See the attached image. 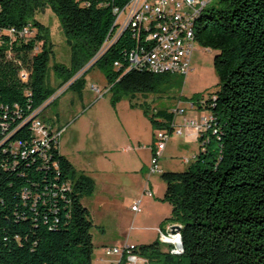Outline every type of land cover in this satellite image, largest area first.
I'll list each match as a JSON object with an SVG mask.
<instances>
[{"label": "trees", "instance_id": "obj_1", "mask_svg": "<svg viewBox=\"0 0 264 264\" xmlns=\"http://www.w3.org/2000/svg\"><path fill=\"white\" fill-rule=\"evenodd\" d=\"M129 1L0 0V264H92L94 224L81 200L94 182L54 139L41 144L31 129L54 92L47 84L52 43L35 13L50 6L73 42L70 67H53L60 85L93 59L114 102L154 92L172 76L131 63L132 52L147 48L142 32L129 26L114 38L116 10ZM219 3L194 32L199 46L215 51L218 88L190 100L210 115L208 126L193 160L160 175L171 215L159 228L181 226V252L164 250L158 239L133 245L149 264H264V0ZM144 113L153 136L171 135L173 111ZM125 260L123 253L118 264Z\"/></svg>", "mask_w": 264, "mask_h": 264}, {"label": "rangeland", "instance_id": "obj_2", "mask_svg": "<svg viewBox=\"0 0 264 264\" xmlns=\"http://www.w3.org/2000/svg\"><path fill=\"white\" fill-rule=\"evenodd\" d=\"M219 1L212 0L205 13L219 8ZM35 16L46 25L53 51L47 84L54 89L49 98L55 97L41 109V119H50L49 124L57 131L59 152L94 182L93 192L81 200L94 224L92 264H116L120 255H106L104 247L151 243L158 239L162 220L171 215L170 204L162 199L165 183L160 175L163 171L184 169L183 154L193 149L192 138L186 145L183 143L186 136L194 135L198 143V134L190 133L184 120L206 113L189 108L188 102L194 95H206L218 88L213 67L215 51L196 43L191 70L186 76L172 74L154 92L124 93L112 102L104 67L91 65L93 59L60 85L62 77L53 67L55 64L70 67L73 42L65 36L50 6L38 9ZM75 80L76 85L70 87ZM177 107L185 110L183 114L175 113L174 119L176 130L182 128V135L171 133L158 163L159 171L149 174L153 129L144 109L174 111ZM143 184L151 196L142 192ZM132 204H138L140 210L132 211ZM168 246L162 243L164 250Z\"/></svg>", "mask_w": 264, "mask_h": 264}, {"label": "built area", "instance_id": "obj_3", "mask_svg": "<svg viewBox=\"0 0 264 264\" xmlns=\"http://www.w3.org/2000/svg\"><path fill=\"white\" fill-rule=\"evenodd\" d=\"M212 0H130L121 10L117 11V30L114 38L127 27H132L143 33V42L147 48H141V54L132 52L130 61L133 65H143L155 73H170L186 76L191 70V57L195 50V25L197 20L205 13L208 4ZM13 32V30H11ZM24 32H26L24 30ZM27 33V32H26ZM113 38V39H114ZM63 89H60L62 91ZM47 99L45 104L52 98ZM190 109H195L192 101L188 102ZM184 108H176L174 113H184ZM210 115L200 114L195 119H185L184 126L192 128L198 134L208 126ZM31 129L35 138L45 144L49 138L57 142V131L51 127L48 121L39 117L31 118ZM173 124V132L181 134L180 128L176 131ZM172 132V133H173ZM169 136L162 130H155L153 145L151 148L152 158L149 174L159 171L158 163L161 153ZM144 193L151 196V191L144 189ZM132 211L140 210L138 204L131 206ZM171 225L167 224L164 229L159 228L158 240L171 246L172 253H180V234L171 232ZM133 245H125L122 248L104 247L106 255L126 254V264H149L148 261L131 252ZM119 261L116 263L118 264Z\"/></svg>", "mask_w": 264, "mask_h": 264}, {"label": "crops", "instance_id": "obj_4", "mask_svg": "<svg viewBox=\"0 0 264 264\" xmlns=\"http://www.w3.org/2000/svg\"><path fill=\"white\" fill-rule=\"evenodd\" d=\"M175 119V118H174ZM47 121H49L50 122V119H46ZM176 120H174V125L176 126L177 124H176V122H175ZM189 132L191 131V132H195V130H193L192 128H189V127H185ZM182 128H181V135H182ZM190 132V133H191ZM190 133H188V134H190ZM189 138H192L191 139V149H192V151L189 153V151H187V152H184V154H183V156H185L184 157V159L182 160V163L184 164L183 166V168H185L189 163H190V161L191 160H193V158H194V156H195V154L197 153V150H198V143H197V141H196V138H195V136L194 135H190V136H186L185 138H184V140H183V143L185 144L186 143V141L189 139ZM169 140V139H168ZM168 140H167V142H168ZM167 142H166V145H165V147H164V149H163V151H162V153H164V151L166 150V147L168 146V144H167ZM186 145V144H185ZM184 146V145H183ZM194 147L196 148V149H194ZM161 153V154H162ZM190 154H192V155H190ZM161 157V156H160ZM159 160H160V158H159ZM171 168H176V167H171ZM143 189H142V192H144V189H145V184H143V187H142ZM133 205V204H132ZM131 205V206H132ZM166 218V217H165ZM168 224H171V223H168ZM173 224V223H172ZM132 245V244H131ZM123 246H125V245H123Z\"/></svg>", "mask_w": 264, "mask_h": 264}, {"label": "water", "instance_id": "obj_5", "mask_svg": "<svg viewBox=\"0 0 264 264\" xmlns=\"http://www.w3.org/2000/svg\"><path fill=\"white\" fill-rule=\"evenodd\" d=\"M180 228H181L180 225H178V224H172L171 225V232H178V233H180ZM180 246H182L181 241H180Z\"/></svg>", "mask_w": 264, "mask_h": 264}]
</instances>
